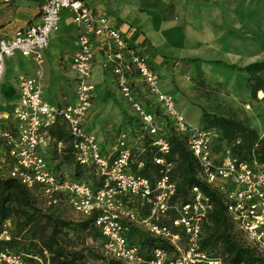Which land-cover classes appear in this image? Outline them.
Returning <instances> with one entry per match:
<instances>
[{"label":"built area","instance_id":"2783aa9c","mask_svg":"<svg viewBox=\"0 0 264 264\" xmlns=\"http://www.w3.org/2000/svg\"><path fill=\"white\" fill-rule=\"evenodd\" d=\"M62 11L72 13L73 23L81 29L71 60L76 100L65 106L44 99L41 73ZM96 51L102 56L103 69L115 78L133 119L107 150L85 126L95 97L92 77ZM15 54L31 58L39 75H20L17 105L11 114L0 110V141L12 160L3 164L2 177L16 179L31 190L39 187L47 206L66 202L80 220L94 219L103 238L101 253L105 258L123 264H225L223 257L202 247L212 210L210 197L198 185L189 188L186 200L178 194L177 162L170 159L167 127L183 140L195 159L198 180L223 197L226 211L246 244L264 249V162L260 160L264 135L243 159L236 152L240 140L223 142L218 131L191 125L174 96L163 88L161 75L149 59L83 0H47L39 24L0 40V88L5 60ZM137 84L144 85L154 99L153 109L137 98ZM59 122L66 125L76 165L88 171L94 183L73 180L51 168L47 158L53 141L50 133ZM148 160L157 170L145 177L140 172ZM10 229L8 221L0 239L10 240ZM133 229L167 248H154L147 258L141 248L131 245ZM35 260L49 264L39 257ZM0 264L30 263L21 254L5 250L0 251Z\"/></svg>","mask_w":264,"mask_h":264},{"label":"crops","instance_id":"0c3cea01","mask_svg":"<svg viewBox=\"0 0 264 264\" xmlns=\"http://www.w3.org/2000/svg\"><path fill=\"white\" fill-rule=\"evenodd\" d=\"M46 1L12 0L6 3L0 0V40L10 39L16 31L39 24ZM83 1L97 15L108 18L111 25L149 59L161 75L163 88L174 96L190 124L188 117L193 110H181L178 101H209L196 94L197 84L203 82H224L225 87H228L230 82L227 77L235 75L239 83L233 88L239 94L244 92L246 101H264L263 92L258 93L257 99L248 93L247 75L206 63L222 61L245 67L264 62V14L257 10L263 5H254L249 0ZM72 17L68 11L61 12L59 30L52 36L45 53L46 63L41 72L44 99L53 105L65 106L74 104L76 100V75L71 60L77 50L76 40L81 29L73 23ZM193 59L200 62H188ZM102 60L97 52L92 77L96 87L95 97L85 126L87 131L96 134L101 146L107 150L116 128H119L117 132L126 130L133 119L131 109L119 93L112 73L103 69ZM20 75L37 77L39 70L31 58L15 54L5 60L0 88L2 113L11 114L19 101ZM219 75L228 81L222 80ZM135 93L148 108L153 109L154 99L148 95L144 85L137 84ZM220 98V101L236 100L231 97ZM247 107L251 108L248 104ZM200 120L201 114L198 113L199 124ZM256 120L247 121L262 136L263 121ZM55 126L50 133L52 147L47 153L52 169L56 168V164L61 168L68 165L64 159L71 149L66 125L62 122L57 124L64 131L62 140L53 135ZM55 152H58L57 158H53Z\"/></svg>","mask_w":264,"mask_h":264},{"label":"trees","instance_id":"16d2710c","mask_svg":"<svg viewBox=\"0 0 264 264\" xmlns=\"http://www.w3.org/2000/svg\"><path fill=\"white\" fill-rule=\"evenodd\" d=\"M188 62L197 63L200 60L193 59ZM206 63L221 65L229 71L247 75V88L253 99H257L259 92L264 94V62L252 63L245 67L229 65L222 61ZM200 125L201 128L218 131L223 142L240 140L241 144L236 152L243 159L251 154L254 143L261 137L248 121L237 119L234 115L224 116L204 110ZM166 132L171 144L170 159L177 162L178 194L186 200L189 188L198 185L210 197L212 203V210L204 227L203 249L211 255L223 257L225 264H264V252H258V248L247 245L243 240L226 211L223 197L198 180V166L183 140L176 136L170 127L166 128ZM53 135L62 140L64 131L57 126ZM68 153L73 156L72 149H69ZM260 153V160L264 162V138L261 140ZM10 162L12 160L7 148L0 141V235L5 224L8 221L11 223V238L8 241L0 239V251L8 250L21 254L30 264H37L36 257L49 260V264H123L102 255L103 238L94 225V219L73 220L64 217L60 209L62 206L69 207L66 202L59 206H47L40 196L39 187L31 190L16 179L2 177L6 166L3 164ZM76 167L78 172L70 177L71 179L95 182L88 171L78 165ZM156 170L157 167L148 160L140 174L150 177ZM55 171L58 172L57 169ZM130 239L131 245L141 248L147 258L154 248H167L162 242L136 229L131 232ZM88 240L96 244L98 250L90 247Z\"/></svg>","mask_w":264,"mask_h":264},{"label":"rangeland","instance_id":"374dc122","mask_svg":"<svg viewBox=\"0 0 264 264\" xmlns=\"http://www.w3.org/2000/svg\"><path fill=\"white\" fill-rule=\"evenodd\" d=\"M254 5H263V7H258V12H262L264 14V0H249ZM264 45V44H263ZM264 51V46H263ZM219 77L222 79L223 77L219 75ZM225 81L229 80L228 87H225L224 82H217V83H207L203 82L200 84H197V88L195 89L197 92V95H200L201 97L208 99L209 101H178L179 105L181 107V110H184L186 108L193 110L192 113L189 114L190 122L193 126H201L198 123V113L202 115V111H208L212 113H217L219 115L224 116H232L234 115L237 119L247 121L252 119L253 121H257L256 119L260 120L263 123L261 125H264V101H246L245 99V93L239 94V92L233 88L238 82L239 79L236 78L235 75L231 76L230 78L227 77L228 80L223 78ZM222 79V80H223ZM233 85V86H232ZM232 86V88H231ZM248 93L250 94V91L247 89ZM220 97H223L227 99L228 97H231L233 99L236 98L234 101H220ZM212 100V101H210ZM251 102V104L249 103ZM247 104L251 106V110L247 109ZM135 115V113H134ZM136 116V115H135ZM188 116V115H187ZM199 124V125H198ZM119 128H116L114 131V138L119 134L121 130L117 132ZM108 145V144H107ZM58 152H55L53 154V158H57ZM65 162L68 163L67 166H63L62 168L59 167L58 164H56V168L58 172H61L62 174H66L69 177H73L76 175L77 167L75 159L72 155L68 154L67 158L64 159ZM52 165V164H51ZM55 165V164H54ZM53 169V170H55ZM61 212L64 215V217H67L69 219L73 220H80L79 217L76 216V214L70 209V207L62 206ZM136 238L139 239L137 236ZM88 245L92 247L95 250L97 245L94 244L91 240H88ZM258 252H264V249H257ZM146 251V250H145ZM92 264V262H90Z\"/></svg>","mask_w":264,"mask_h":264}]
</instances>
